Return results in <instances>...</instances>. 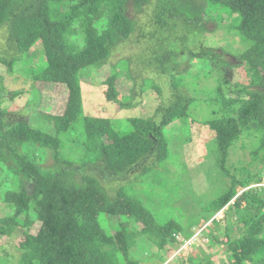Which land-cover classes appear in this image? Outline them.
<instances>
[{"label":"trees","instance_id":"16d2710c","mask_svg":"<svg viewBox=\"0 0 264 264\" xmlns=\"http://www.w3.org/2000/svg\"><path fill=\"white\" fill-rule=\"evenodd\" d=\"M131 9L149 16L136 73L131 58L110 63L113 51L136 30ZM211 21L243 47L219 52L205 43L214 32ZM0 31L9 43L0 50V64L15 72L37 46L38 62L26 60L28 74L35 81L64 84L68 92L64 111L42 113L35 125L3 106L21 91L0 82V201L11 209L0 218V235L23 228L18 264H163L178 235H191L176 212L166 220L160 215L173 205L160 194L164 184L175 188V201L186 188L184 182L177 187L170 182L165 167L173 155L168 127L176 121L191 133V141L203 131L204 140L210 138L203 151L207 163H197L231 178L226 190L202 204L200 214L209 218L224 210L225 234L214 238L227 245L226 264H264V0H0ZM230 53L235 62L226 57ZM194 58L208 63L205 75L213 73L218 87L198 85L199 75L188 69ZM107 63L112 71L103 81L104 97L132 108L139 94L154 89L159 105L153 113L126 117L125 127L111 117L85 113L80 77ZM234 66L243 67L248 82L233 81ZM143 67L169 77L166 99L155 78L141 74ZM189 76L193 94L181 88ZM120 81L132 84L128 96L118 89ZM244 136L252 141L249 165L259 159L262 169L230 161ZM161 169L159 187L150 180ZM187 171L195 187L199 170ZM127 175L134 180L124 182ZM116 181L120 185L114 189ZM240 223L244 231L231 235ZM139 245L147 254H133ZM186 260L201 264L194 256L181 264Z\"/></svg>","mask_w":264,"mask_h":264},{"label":"rangeland","instance_id":"374dc122","mask_svg":"<svg viewBox=\"0 0 264 264\" xmlns=\"http://www.w3.org/2000/svg\"><path fill=\"white\" fill-rule=\"evenodd\" d=\"M129 15L137 18L136 30L132 34L131 38L120 44L117 49L113 51L110 57V63H118L121 58H131V66L133 67V71L136 73L137 63H135V59L138 57V52L142 49L143 41L146 40L142 34V30L149 24V16L146 11L138 13L133 9L129 11ZM228 20L229 17H226L224 21ZM98 26L101 27L102 25L98 24ZM208 26L210 29H213L214 32L209 33L208 38L205 39V43L210 46H216V49H218L217 51L220 52L222 50L220 47H225L229 51L232 49H241L243 47V42L238 40L235 43L233 37L231 38L227 35V31L220 28L217 21L209 22ZM72 37L75 38L76 35ZM82 37V33H79V42H82ZM8 44L6 33L4 31H0V50L7 49ZM36 47H32L28 53V57L22 59L20 64L15 65V72H9L7 65L2 63L0 64V74L3 75V77H0V82L4 83L9 90L19 89L21 91V93L13 99L5 100L3 106L10 108L14 112H18V114L27 118L35 125L42 120V113H62L65 109L66 99L68 96L67 87L64 84L35 81L28 74V67L25 65L26 60H30L32 64H34L37 63L39 59V50ZM226 57L232 60V62H235L231 53L227 54ZM189 62L190 64H188V69L191 71V75H199V77L196 78V82L199 86L207 85L212 88L218 87L216 83V76L213 73L210 76L205 75V71L209 68L206 61L194 58L193 60L189 59ZM110 63L101 67L92 68L90 76L85 74L80 77L85 113L94 116L111 117L116 126L122 127L126 126L124 123L126 117L128 118L133 115H148L153 113L159 105V96L154 89H148L146 94H139V97L136 98L137 104L132 108H121L118 103L108 101L104 97L102 90L103 81L112 71ZM140 68L141 67L138 68V71L141 70ZM141 74L154 77L156 82L161 85L165 94L164 99H166V96L170 91L168 85L169 77L158 75L159 73L151 67H143ZM231 77L234 82L249 81V78L246 77L243 67L241 66H234L231 69ZM191 79V76L186 77L185 80L187 81V84L185 85V88L181 87L187 92V94H193L192 90L194 88L192 82L190 81ZM33 83H36V85H33L35 87L32 86ZM131 85L132 84L129 81H120L118 83V89L123 93V95L128 96L133 89L131 88ZM182 126L183 125L180 121H176L168 127L170 128V153L173 155L172 158L170 157L171 164L168 163L165 167H167L170 171V175H167V179L176 187L180 182H184L186 184V188L184 189L183 196L175 201V198L177 197L175 188L171 185L173 190L170 191V186L165 187L166 184H164L163 190L160 194L165 193L167 197H170L173 205L165 206L161 209L160 215L161 219L164 218L166 220L170 217L168 214H175L176 212V216L183 222L184 225L188 222L189 232L191 235H189V237L181 236V234L178 235L180 241L178 243H174L168 252L167 250L165 251L166 259L163 264H181L188 256H194L201 264H204L208 260H211L215 264H226L227 245L217 242L214 238V234H217L220 238H222V234H225L227 223L224 216V210H220L215 216L209 218H207L204 213L202 215L200 214L203 212L202 204L211 198L213 199L216 197L219 192L226 190L225 188L231 184V178L230 176L221 178L217 174H211L208 172V165L203 166L202 164L197 163V161L205 162L204 164L207 163L208 158L204 159L207 154H203V151H205V147L210 143V141H207L210 138L206 137L204 140L203 137L205 132L203 131L199 135L195 134L191 141V133L184 132L182 130ZM251 142L252 141L249 137L245 136L236 142L237 146L231 152L230 161L232 160V162L236 165H247L248 168L260 170L262 169V162L259 159H256L255 162L249 165L251 160ZM209 156L210 155L208 153V157ZM238 161H241V163ZM48 163L51 164V160H49ZM45 165L47 166V163ZM189 168L199 170L198 180L195 183V187L192 184V178L187 171ZM164 172L165 170L161 169L157 171L155 175L152 174L150 181H152L154 185L162 187L163 185L161 181L164 176ZM238 173L240 175L239 171ZM3 176L4 174L0 175V179H3ZM185 176L189 177V179L187 178V181ZM129 180H134V176L127 175L124 177V182ZM119 185V181H116L113 188L117 189ZM237 189H240V186H238ZM241 191H243V189L240 190V192ZM9 212H11V209L9 207H5L3 202L0 201V218L7 215ZM237 212L234 219H238V213L239 215L241 213V211ZM215 217L219 220L218 223L212 221ZM189 218H195L197 221L192 223ZM39 225V221H36L32 228V232H37ZM242 231H244L242 223L234 225L231 235L237 236L236 234H239ZM22 233L23 228L19 227L11 236L0 235V264L19 263L20 248L18 245L22 239ZM144 244L147 245V243ZM138 247L140 248L139 251L137 248H133V254L139 255V252L144 255L147 254L146 250L140 245ZM205 249H207V252H203ZM202 252L205 253V256ZM143 264L149 263L143 262ZM184 264L191 263H188L186 260Z\"/></svg>","mask_w":264,"mask_h":264}]
</instances>
